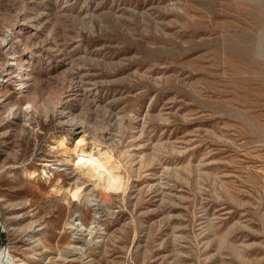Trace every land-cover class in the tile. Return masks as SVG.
Wrapping results in <instances>:
<instances>
[{
    "label": "rangeland",
    "instance_id": "374dc122",
    "mask_svg": "<svg viewBox=\"0 0 264 264\" xmlns=\"http://www.w3.org/2000/svg\"><path fill=\"white\" fill-rule=\"evenodd\" d=\"M61 136L124 191L77 181ZM0 224L15 264H264V0H0Z\"/></svg>",
    "mask_w": 264,
    "mask_h": 264
},
{
    "label": "bare ground",
    "instance_id": "6f19581e",
    "mask_svg": "<svg viewBox=\"0 0 264 264\" xmlns=\"http://www.w3.org/2000/svg\"><path fill=\"white\" fill-rule=\"evenodd\" d=\"M26 25L27 24L24 22L22 23L19 22V24L15 28L16 29L15 36L13 37L19 43L20 42L22 43L23 38L27 32L28 28L26 27ZM1 43L3 44L4 48H8L9 45L11 44V40L9 41L8 38L5 37ZM11 59L14 61L16 60L15 58L14 59L11 58ZM12 64H15V63L12 62L11 65ZM29 67H30L29 62L25 60L22 67L17 68V69H20L24 74L23 78L20 80V83H19V85H21L20 89L22 90L30 87V85L28 84V81L30 80L29 79V75H30ZM12 73H13L12 69H10L7 73L8 77L3 79V82L9 83L11 79L15 78V77L9 78V76ZM74 122L70 121L68 123H70V125L73 126V129L74 131H76V133L78 134L82 133L83 131H77L80 125ZM69 142H70L69 137L61 136L59 140V146L62 150L69 153V158L66 159L65 164H69L73 167L75 176H78L77 181L79 179L81 180V178H86L89 181L94 182L95 186L102 190V197L104 198L112 194H119L124 191L125 189V179L124 178L125 177L122 175L121 170H120L122 166L120 162L116 159L113 151L104 149L98 144H94L96 142H93V145L88 146L87 145L88 142L85 136H81L75 139V143L73 147H69L68 145ZM43 166H44V170H42L43 174L49 180L53 179L55 175L54 170H56L53 164L46 161V163H44ZM62 170H65V169H61V168L57 169V171H62ZM29 175L31 178H36L39 174L36 171H33ZM62 183L63 181L60 178H58L56 185L53 188V191L56 194V196L60 197L63 195L65 188L62 185ZM71 228L78 229V231L80 230L89 231L90 229V227L83 225V223H80L76 221L75 219L72 221ZM15 262L16 260H14V257L10 254L9 251L7 252L5 250H1L0 264H15ZM47 262H51V259H49Z\"/></svg>",
    "mask_w": 264,
    "mask_h": 264
},
{
    "label": "built area",
    "instance_id": "2783aa9c",
    "mask_svg": "<svg viewBox=\"0 0 264 264\" xmlns=\"http://www.w3.org/2000/svg\"><path fill=\"white\" fill-rule=\"evenodd\" d=\"M1 225V224H0Z\"/></svg>",
    "mask_w": 264,
    "mask_h": 264
}]
</instances>
